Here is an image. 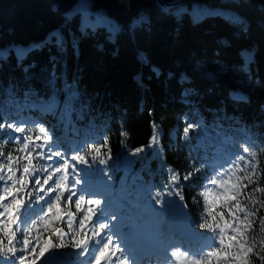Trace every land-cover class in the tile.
I'll return each instance as SVG.
<instances>
[{
	"label": "trees",
	"instance_id": "16d2710c",
	"mask_svg": "<svg viewBox=\"0 0 264 264\" xmlns=\"http://www.w3.org/2000/svg\"><path fill=\"white\" fill-rule=\"evenodd\" d=\"M0 124L5 156L25 154L8 124L34 141L50 137L90 170L125 181L129 197L141 199L140 186L163 200L179 193L193 229L207 236L208 163L225 152L246 156L249 147L264 170V0H0ZM257 185L264 171L245 193ZM257 207L249 259L264 264ZM8 239L0 232L4 247Z\"/></svg>",
	"mask_w": 264,
	"mask_h": 264
},
{
	"label": "snow or ice",
	"instance_id": "6c2138e0",
	"mask_svg": "<svg viewBox=\"0 0 264 264\" xmlns=\"http://www.w3.org/2000/svg\"><path fill=\"white\" fill-rule=\"evenodd\" d=\"M7 126L17 133H25L24 127L14 124H8ZM4 127V124H0V130ZM44 131L43 127L39 129L40 133H44ZM12 139L17 142L21 139L26 141L20 148L15 149V151L25 154L14 156L12 152H9L5 156L4 152L0 150V158H3V161L0 162V232L9 237L7 247H4V241L0 240V264H36V261L44 257L50 249L65 247L63 237L68 236L69 233H65L62 228L52 227L51 235L45 238L42 244L39 238L41 234L39 225L48 228L53 219L64 221L65 216L68 217L67 227L71 230L72 246L81 249L78 255L88 254L90 256L86 264H124L121 259L123 251L120 245L115 243L111 237L101 236L99 231H94L93 236L98 237V239L91 243L90 250L87 234L80 239H76V233L85 228L84 222L92 220V207L87 208V214L82 217L75 229L72 224L75 213L69 210L63 215L61 214V202L65 201L68 205H71L73 197L77 196V193L69 189L65 183L68 169L69 167L75 169L77 167L76 162L86 164L85 157L73 155L70 158H65L59 150H54V145L48 144L50 137H45L44 143L33 144L32 149H30L31 136H14ZM36 139L38 140L40 137L37 136ZM153 141H155V136ZM46 147L47 153L44 151ZM34 149H40L37 153V157L40 159L47 161H53L54 157H60V159L54 161L55 166L47 164L42 168H37L33 163ZM96 151L99 152V148ZM243 151L247 154L246 156H236L234 159L227 161L226 163L231 167L225 168L223 172H216L212 176H206L205 184L202 185L206 189H211L215 185L223 189V192L212 201V206L214 209L220 206L222 202L232 217L229 221L224 218V213L220 212L218 215L223 224L217 222L215 227L211 223L203 225L207 229H212L213 232L220 229L217 234L219 237L218 245L207 252V264H212V257L217 258L216 264H221V261L224 264H251L249 255L253 253L255 245L249 240L247 233L255 223L254 217L259 211L257 205L264 207V201L259 200L255 195L256 193L264 194V187L257 185L248 193H245L244 190L252 184H257V180L264 170L258 169L259 162L256 160L254 149L244 147ZM95 158L94 156L93 159ZM241 165L243 166L241 167ZM18 172L20 173L19 176H17ZM37 173L43 175V182ZM57 173H63V175L59 176L57 181L46 189L45 186L53 181ZM193 175L194 173L189 172L183 176V180L188 181L192 179ZM33 176H35L34 180L32 179ZM172 180L173 183L179 185V174L174 173ZM79 183V180H74L73 187ZM29 185H32V187L29 188ZM65 192H68L67 197H65ZM33 193L36 194L35 197ZM40 193H44V195H40ZM52 193L57 194L53 196ZM176 195H179V193H176ZM202 195L207 196L208 191H205ZM25 196H27V203L25 202ZM84 198V195L80 194L75 201V208L78 211H83L81 201ZM241 198L248 201V203H242ZM38 201H44V203L38 204ZM34 204L37 207H33ZM87 204H99V201L88 199ZM241 213L243 216L240 215ZM38 215L41 217L39 221L35 219ZM212 219L216 221V215H213ZM260 223L262 229H264V219H261ZM100 228H105V225L101 223ZM228 230H231L233 234L227 235V243L225 244V234ZM16 232H19V238H17ZM52 236H56L58 242L54 243ZM211 239L215 245L216 237ZM13 241L20 245L19 249L15 247ZM207 247L212 248V245ZM222 247L234 250L222 251ZM257 255L261 261H264V255H259V253ZM3 257H10V259H4ZM44 264H49V260L46 259ZM192 264H205V261L204 259L193 258Z\"/></svg>",
	"mask_w": 264,
	"mask_h": 264
},
{
	"label": "rangeland",
	"instance_id": "374dc122",
	"mask_svg": "<svg viewBox=\"0 0 264 264\" xmlns=\"http://www.w3.org/2000/svg\"><path fill=\"white\" fill-rule=\"evenodd\" d=\"M33 144H39V143H36V142H34V143H32V142H30V148L32 149V146H33ZM38 152L40 151V149H36ZM44 151L47 153V147L44 149ZM36 156H37V153H36ZM60 159V157H54L53 158V161H47V160H45L46 161V163H50V164H53V166H55L54 165V161H56V160H59ZM44 160V159H43ZM81 171V170H80ZM61 175H63V173H57L56 174V178H58L59 176H61ZM78 171L77 170H75V169H72L71 167H69V169H68V173H67V180L68 179H70L71 178V181H74V180H79V178H78ZM90 180V178H89V176L87 175L86 176V181H89ZM80 181V180H79ZM85 181V182H86ZM78 186H80V188H82L83 187V185L81 184V182L79 183V184H77ZM84 187H86L85 185H84ZM218 193H216L215 191H211V192H208V195H207V198H208V203H209V205H211V209L213 210V211H215V212H213L214 214H216V213H218L217 212V208L218 207H215L214 209H213V206H212V201H214L215 200V198H216V196H218L217 195ZM11 199V198H10ZM217 215V214H216ZM224 218L225 219H227V220H229V221H231V219L229 218V217H225L224 216ZM217 220H218V222L220 223V224H223V221H221L220 220V218L219 217H217ZM232 234V232H231V230H228L227 232H226V234H225V236H227V235H231ZM218 241H219V239H218ZM40 242H41V244L43 243L42 241H41V239H40ZM208 245H211V244H207L201 251H200V256L201 257H203L204 255H207V252L209 251V247H207ZM234 249H232V251H233ZM49 254H50V251L49 252H47V253H45V256L44 257H42V258H39L37 261H36V264H44V260H45V258L47 257V256H49Z\"/></svg>",
	"mask_w": 264,
	"mask_h": 264
},
{
	"label": "water",
	"instance_id": "95a60500",
	"mask_svg": "<svg viewBox=\"0 0 264 264\" xmlns=\"http://www.w3.org/2000/svg\"><path fill=\"white\" fill-rule=\"evenodd\" d=\"M158 1L164 7H172V6H176V5L180 4L184 0H175V1H171V2H166L164 0H158Z\"/></svg>",
	"mask_w": 264,
	"mask_h": 264
}]
</instances>
